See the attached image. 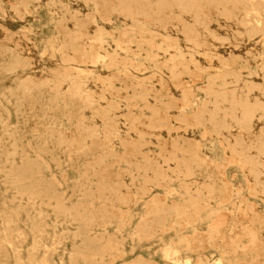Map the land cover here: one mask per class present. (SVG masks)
Here are the masks:
<instances>
[{"label": "bare ground", "instance_id": "6f19581e", "mask_svg": "<svg viewBox=\"0 0 264 264\" xmlns=\"http://www.w3.org/2000/svg\"><path fill=\"white\" fill-rule=\"evenodd\" d=\"M0 264H264V0H0Z\"/></svg>", "mask_w": 264, "mask_h": 264}, {"label": "rangeland", "instance_id": "374dc122", "mask_svg": "<svg viewBox=\"0 0 264 264\" xmlns=\"http://www.w3.org/2000/svg\"><path fill=\"white\" fill-rule=\"evenodd\" d=\"M32 7H33V9L36 8V6H34V5ZM40 21L42 22V27H45L48 23L50 24L51 19L49 17H46V16H41L40 17ZM25 22L26 23H30V19L29 18L25 19ZM16 24H17V21L13 20V24L12 25L16 26ZM39 61L42 62V60H39ZM7 199L9 200L10 197L7 198ZM159 244H160V242L158 241V239H156L155 242L148 243V244H146V243H139V244L138 243H133V246L135 248V252H136L135 254L144 253L145 251H150L153 256L158 258L159 254H160ZM65 248L69 249L70 247L69 246H65ZM128 256H130V253H128ZM60 260H62L65 263L67 262V258H64V259L56 258L57 262H60Z\"/></svg>", "mask_w": 264, "mask_h": 264}]
</instances>
